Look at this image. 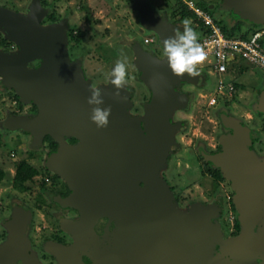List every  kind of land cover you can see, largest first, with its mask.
I'll return each instance as SVG.
<instances>
[{"label": "water", "instance_id": "obj_1", "mask_svg": "<svg viewBox=\"0 0 264 264\" xmlns=\"http://www.w3.org/2000/svg\"><path fill=\"white\" fill-rule=\"evenodd\" d=\"M145 5L139 12L141 31L153 32L164 52L162 40L177 30L182 32L183 25L160 18ZM221 8L235 19L246 18L264 26V0H222ZM43 16L37 0H31L25 12L0 6V32L16 46L14 51L0 49L1 82L21 102L32 103L37 110L31 116L11 115L4 126L28 133L34 149L42 146L46 136L58 143L57 151L44 158L43 165L71 187V195L61 202L81 211L78 225H89L104 213L130 212L120 238L124 251L118 256L110 253L106 264H194L188 248L195 238H210L222 247L233 248L248 242L252 227L248 207L257 199L254 190L264 181V160L257 159L249 149L248 129L238 119L220 113L222 126L231 133L219 137L221 153L207 156L232 182V201L244 225L237 237L224 240L208 221L209 209L179 210L160 176L176 145L171 109L183 97L175 86L194 82V77L172 74L165 53L157 64L134 43L139 78L150 91L145 115H130L127 86L121 90L122 98L114 97L109 77L107 85L98 87L105 94L102 107L110 105L112 111L108 126L97 129L89 119L90 106L86 103L90 83L81 63L68 55L67 22L42 24ZM34 60L39 64L28 67ZM257 109L264 113V89ZM65 137H74L78 142L66 144ZM132 203L140 208L144 223L153 219L165 231L139 228L134 220L139 214Z\"/></svg>", "mask_w": 264, "mask_h": 264}, {"label": "rangeland", "instance_id": "obj_2", "mask_svg": "<svg viewBox=\"0 0 264 264\" xmlns=\"http://www.w3.org/2000/svg\"><path fill=\"white\" fill-rule=\"evenodd\" d=\"M43 9L42 24L51 23L49 15H56L57 21L67 22V50L72 60L79 61L84 70L86 79L91 88L107 85L112 69L118 59L126 58L127 76L125 85L129 87V113L143 118L144 105L149 98V90L139 78V67L136 62L133 44H137L153 57L157 64L164 56L162 47L156 35L144 29L142 32L139 12L148 5L160 18L174 22L180 15L179 0H37ZM196 5H204L205 10L214 20H219L224 26L238 25L234 34L250 36L252 31L264 27L260 24H252L246 18L235 19L230 12L221 8L222 0H193ZM31 0H0V6L12 11L25 12ZM183 4V3H182ZM212 4L213 8H209ZM201 8V7H200ZM204 10V9H203ZM184 19H190L191 27L201 36L199 21L194 15H188ZM183 19V20H184ZM182 20V21H183ZM56 21V22H57ZM182 21L179 23L182 24ZM183 25V24H182ZM228 28V27H227ZM71 30V31H70ZM154 38L146 43L144 38ZM5 40L0 32V49L14 51L13 43H3ZM29 63H32L30 61ZM206 64H198L196 71L198 76L191 83L180 82L176 86L177 92L183 97L180 104L171 109V120L175 125L172 133L175 148L170 154V160L160 171V176L165 175L168 183H177V172L182 181H196L199 177L197 166L192 162L189 169L184 171L183 165H178L179 157L184 156V149L190 142L216 143L221 135L220 110L235 112L241 118L246 119L247 113H258L260 93L264 87V72L239 60L226 73L222 75L225 82L235 84L236 91L229 107L221 104L217 108L207 103L209 94L216 88L217 76L209 73ZM262 89V90H261ZM15 101V104L13 103ZM233 102V103H232ZM37 112L32 103H23L13 90L2 84L0 78V167L5 172L0 182V197L4 199L7 192L12 189V179L15 167L20 160H27L37 168L40 161L45 158L46 140L43 146L34 149L31 145L28 133L4 126L7 117L11 115H33ZM258 115V114H257ZM246 124L251 125L246 119ZM254 125V124H253ZM257 125V124H255ZM252 126V125H251ZM262 137H264L262 135ZM183 151V153H182ZM13 153V156L10 154ZM185 158H189L185 156ZM40 170L32 179L49 174ZM162 178V177H161ZM37 182V181H36ZM166 183V182H165ZM33 184H36L33 182ZM166 185H168L166 183ZM178 187L177 184L175 186ZM173 196V195H172ZM174 199V196H173ZM226 213V214H225ZM226 225L230 227L232 213L224 207Z\"/></svg>", "mask_w": 264, "mask_h": 264}, {"label": "flooded vegetation", "instance_id": "obj_3", "mask_svg": "<svg viewBox=\"0 0 264 264\" xmlns=\"http://www.w3.org/2000/svg\"><path fill=\"white\" fill-rule=\"evenodd\" d=\"M173 24L182 25L176 20ZM69 58L73 59L71 55ZM38 64L39 60H34L27 66L35 67ZM148 92L147 102L150 99ZM231 101L218 100L210 106L214 109L221 104L229 107ZM219 112L238 119L248 129L249 149L257 159L264 160V113H247L246 119L252 125L248 126L246 119L235 112ZM221 128L224 136L230 135V129L222 125ZM64 141L69 145L78 142L74 137H65ZM45 146V158L59 147L51 137L46 140ZM188 146L184 149V156L179 157L178 165L182 164L185 171L194 162L199 173L196 181L184 183L181 172H177L176 188V184L168 183L165 175L161 176L168 184L170 194L174 196L175 205L184 212L195 207L208 208V221L220 237L224 240L237 237L244 230V225L232 201L234 186L225 177L221 167L207 160V156L222 152L219 139L216 143L206 144L191 141ZM167 160H170V154L166 163ZM43 163L44 160L40 161L41 170L47 172ZM11 187L4 199L0 197V264H106L110 253L118 256L119 252L124 251L120 238L129 211L120 215L104 213L89 225L81 226L78 225L81 222V211L61 202L71 195L72 189L56 173L51 171L31 179L22 189L13 185ZM254 193L257 199L248 207L252 223L249 241L233 248L222 247L210 238H195L188 248L194 264H264V181L258 184ZM132 206L139 214L134 219L139 228L156 233L165 231L153 219L144 223L140 208L135 203ZM224 207L233 214L230 227L226 225Z\"/></svg>", "mask_w": 264, "mask_h": 264}, {"label": "built area", "instance_id": "obj_4", "mask_svg": "<svg viewBox=\"0 0 264 264\" xmlns=\"http://www.w3.org/2000/svg\"><path fill=\"white\" fill-rule=\"evenodd\" d=\"M179 1L191 11L199 23H202L198 42L207 53V59L203 63L206 64L209 73L217 76L216 88L212 94H209L208 105H214L218 100H232L236 91L235 84L225 82L222 75L239 60L264 72V27L252 31L250 36L240 34L229 36L225 34L217 20L196 5L193 0ZM151 41L150 37L144 38L146 43ZM13 103L15 104V101ZM13 155V153L10 154V156Z\"/></svg>", "mask_w": 264, "mask_h": 264}, {"label": "clouds", "instance_id": "obj_5", "mask_svg": "<svg viewBox=\"0 0 264 264\" xmlns=\"http://www.w3.org/2000/svg\"><path fill=\"white\" fill-rule=\"evenodd\" d=\"M183 31L178 30L172 36L162 40L163 49L167 58V65L171 73L180 77L185 73L189 77H196L199 73L196 66L207 59V53L203 46L198 42V33L191 27L190 19L182 21ZM127 76L126 58L118 59L112 69L109 82L115 89L114 97L122 98L121 90L125 86ZM90 95L86 103L90 106L89 119L97 129L106 128L109 124L111 106L105 104L104 92L99 87L89 88Z\"/></svg>", "mask_w": 264, "mask_h": 264}, {"label": "trees", "instance_id": "obj_6", "mask_svg": "<svg viewBox=\"0 0 264 264\" xmlns=\"http://www.w3.org/2000/svg\"><path fill=\"white\" fill-rule=\"evenodd\" d=\"M181 11H180V15L179 17L176 19V21L180 22L182 21L186 16L188 15H193L191 13V11H189L185 5H183L182 3H179ZM199 7H201L204 10H208V8L202 4L199 5ZM49 19L52 22H56L57 21V16L56 15H49ZM223 31L225 32L226 35H235L234 34V29L236 28V26L238 25H230V26H224L222 24L221 21H217ZM200 26L202 25V23H199ZM71 31V30H70ZM9 43V41L7 40H3V43ZM49 137L46 136L44 140H48ZM41 170V167L37 168L36 166L32 165L30 162H28L27 160H20L16 167H15V172H14V176L12 179V185L17 188V189H22L24 188V185L31 180L35 175H37L39 173V171ZM5 176V172L3 171V169L0 167V182L1 180L4 178Z\"/></svg>", "mask_w": 264, "mask_h": 264}]
</instances>
